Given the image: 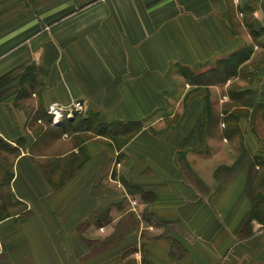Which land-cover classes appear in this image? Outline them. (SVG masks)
Listing matches in <instances>:
<instances>
[{"label":"crops","instance_id":"crops-1","mask_svg":"<svg viewBox=\"0 0 264 264\" xmlns=\"http://www.w3.org/2000/svg\"><path fill=\"white\" fill-rule=\"evenodd\" d=\"M254 57L244 111L216 112ZM132 121L121 146L100 131ZM0 264H264V0H0Z\"/></svg>","mask_w":264,"mask_h":264},{"label":"rangeland","instance_id":"rangeland-1","mask_svg":"<svg viewBox=\"0 0 264 264\" xmlns=\"http://www.w3.org/2000/svg\"><path fill=\"white\" fill-rule=\"evenodd\" d=\"M255 58L256 57H254L250 62H248L247 64H245V67H246V69L247 70H245V69H239V71H237V68L240 66L239 64L240 63H238L239 61L238 60H236V62L234 61V64L233 65H236L235 67V70H232V72L230 73V72H228V71H225V69H224V71L226 72V73H223L221 76H220V78L218 79L217 78V83L216 84H214V87H212L211 89H210V93H211V96H212V98L214 99H212V101L214 102V105H216L217 104V109L215 110L216 112H219L220 111V108H222L223 106H228V107H236V111H240V112H243L244 110L242 109V105H243V101L242 100H240V102H238V101H235V102H232V101H230V98H231V96L233 95V93H234V91L237 89V88H240L241 86H243V85H245V84H247L252 78H253V75H254V72H253V69H254V60H255ZM223 71V72H224ZM176 74V73H175ZM180 74V73H179ZM234 75V76H233ZM226 76H228L230 79L229 80H227V82H226V80H224L225 79V77ZM213 78H215L214 77V74H212V73H210L209 74V76H208V79H211V80H213ZM179 82H181L180 80H179ZM182 89V87H179V86H177V91L176 92H174V94L172 95V97H175V96H179V95H181V89ZM193 87L192 86H185V90L186 91H189L190 89H192ZM227 98L229 99L228 101H227ZM219 99H220V101H222V102H226V103H224V104H220V102H219ZM173 103H172V105H171V109H170V111H171V113H172V116H171V118L170 119H168V120H166V121H164L162 124H159V123H157V124H155V126H154V128L155 129H159V130H162V129H164V128H167L168 126H174V125H176L178 122H179V120H180V118H181V116H182V114H183V112H184V108H185V106H184V103H177L178 101H175L174 99H173V101H172ZM81 111H80V113H78V114H73L72 115V118H70L69 119V121H66V119L64 118V119H62V120H60L58 123H57V125H59V126H61L62 127V125L65 123V122H67L68 123V125H69V128H70V125H74V123L73 122H75V120H76V123H78V120H79V116L81 115V113L83 112L82 110H83V107H81V109H80ZM237 113H239V112H237ZM77 118V119H76ZM42 124H40V127H42V129H46V130H44L43 132H46V131H51L52 130V127H54V124L52 123V122H47V118H43L42 119ZM46 122V123H45ZM152 122V121H151ZM148 123H150V122H148ZM147 123V124H148ZM236 125V124H235ZM150 126V125H149ZM149 126H147V127H149ZM72 127V126H71ZM68 128V129H69ZM68 129H64L63 130V136L66 138L67 136L68 137H71V134L69 133V132H67V130ZM217 129V128H216ZM60 136H62V135H60ZM85 138H89V139H91L92 138V136L91 135H85L84 136ZM227 142H225V141H221V144L222 145H224V149H223V152H221L220 154L222 155L221 156V158L219 157V161H230L231 159L229 158V153H230V151H229V146H227V144H226ZM74 144H75V146H76V142L75 141H73V139H72V141L70 142V144H68V147H67V149L69 148H71L72 147V145L74 146ZM66 145V144H65ZM58 149V148H57ZM62 151L61 150H59V154H58V156H60V153H61ZM108 153H110V151L108 150L107 151ZM76 157L78 158V160H76V158L74 159V161H77L76 162V166H78L82 161H83V159H84V156H78V155H76ZM118 165V164H117ZM235 166L233 165V166H231L230 167V169L229 170H232L233 168H234ZM226 168V167H225ZM223 169V168H222ZM133 204V205H132ZM130 206L133 208V207H136V202L134 203V201H133V203H132ZM254 204H258L259 205V203L258 202H256V201H253L252 202V206H254Z\"/></svg>","mask_w":264,"mask_h":264},{"label":"trees","instance_id":"trees-1","mask_svg":"<svg viewBox=\"0 0 264 264\" xmlns=\"http://www.w3.org/2000/svg\"><path fill=\"white\" fill-rule=\"evenodd\" d=\"M49 121V120H48ZM94 121L89 120L88 118L85 120H82L81 123L84 124V129H88L90 128L91 124H93ZM67 123V122H65ZM144 121H132V122H126V123H120V122H114L111 123L109 125H107V127H101L100 131H102L101 133H108L107 136L108 138L113 142V143H117L118 146H121L123 144H125V142L133 135L136 133V131L140 130L143 125H144ZM81 128V126L79 127ZM100 133V134H101ZM251 187L249 184H247V193L250 195L251 194ZM261 199V198H260ZM254 201V199L252 198V202ZM258 204H254V206H252V209L250 210L249 214L247 215L245 221H250L253 219H257V220H261L259 219V212H258Z\"/></svg>","mask_w":264,"mask_h":264},{"label":"built area","instance_id":"built-area-1","mask_svg":"<svg viewBox=\"0 0 264 264\" xmlns=\"http://www.w3.org/2000/svg\"><path fill=\"white\" fill-rule=\"evenodd\" d=\"M81 107H83L82 101H75L71 105L52 104L48 106L46 113L50 117V121L55 125L64 118L69 121L73 114L81 111Z\"/></svg>","mask_w":264,"mask_h":264}]
</instances>
